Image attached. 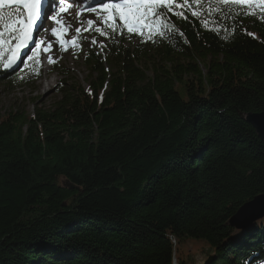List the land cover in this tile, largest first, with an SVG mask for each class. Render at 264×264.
Returning a JSON list of instances; mask_svg holds the SVG:
<instances>
[{
	"label": "trees",
	"instance_id": "obj_1",
	"mask_svg": "<svg viewBox=\"0 0 264 264\" xmlns=\"http://www.w3.org/2000/svg\"><path fill=\"white\" fill-rule=\"evenodd\" d=\"M171 4L133 45L96 32L85 89L60 82L50 107L0 115V264H264V216L228 225L264 194V142L242 116L264 111V15ZM3 39L0 85L38 78V53L3 68Z\"/></svg>",
	"mask_w": 264,
	"mask_h": 264
},
{
	"label": "rangeland",
	"instance_id": "obj_2",
	"mask_svg": "<svg viewBox=\"0 0 264 264\" xmlns=\"http://www.w3.org/2000/svg\"><path fill=\"white\" fill-rule=\"evenodd\" d=\"M109 2L112 3L114 0L78 1V11L76 10L74 15H69L71 16V19L69 21H65V26H63L70 32L65 35L67 43L60 44L58 51L52 46L53 49L51 48L50 52H45L43 50L45 47H43V43H41V48L37 52L39 53L38 61L41 65L40 76L34 81L29 80L22 87L14 88L7 85H0V115H6L9 111H25L30 114L35 108L45 109L50 107L60 96V91L58 89L60 82L65 83L67 86L81 85L83 89H85V78L87 72L81 61L80 55L84 51L82 48H91L92 46L99 47L103 44V40L100 38L98 33H96V28L112 30V26L115 23L117 25L116 31H125L127 33L120 36L126 44L133 45L137 42V38L134 37L133 34L127 32L122 22L118 20L113 21L105 19L108 16V13L104 12L102 5ZM166 2L170 3L171 1L166 0ZM58 6L59 5L56 7ZM12 10L14 9H4L6 12ZM166 10L167 9L164 11ZM90 19L93 21L92 25L88 24V20ZM77 24H82V26H80L81 31L79 33L75 31L76 28H79ZM46 34L47 31L42 29L39 32V37L37 38L35 32H33V39L30 41V46L23 50L22 55L18 54L13 67L8 70L20 72L25 65L27 57L32 54L37 40L42 41V38L46 36ZM73 40H75V43H73ZM49 42L53 44L55 40H52L51 38ZM2 51L3 47L0 45V54ZM46 53L47 56L42 59V56ZM49 57H51V60ZM11 58L12 53L8 51V54L2 63L4 64L9 62ZM202 249L204 250L203 246H190L185 251L190 253V255L193 256V259L199 260L202 256Z\"/></svg>",
	"mask_w": 264,
	"mask_h": 264
},
{
	"label": "snow or ice",
	"instance_id": "obj_3",
	"mask_svg": "<svg viewBox=\"0 0 264 264\" xmlns=\"http://www.w3.org/2000/svg\"><path fill=\"white\" fill-rule=\"evenodd\" d=\"M45 0H0V45L5 43L4 33L7 32L11 41L15 42V48L9 47V52L12 53V58L9 62L3 64L4 69L13 67L16 62V58L19 51L27 46V44L33 39V29L37 38L39 32L43 29L44 25L42 21L49 18L48 14L44 11ZM63 0H53L50 11H56V6L61 4ZM240 3H246L249 6L255 4L260 9V14L264 15V0H238ZM176 6L166 2V0H114L112 3H104L102 8L104 12L108 13L106 20L120 21L130 34H137L141 37L144 36L145 29H148V35H153L154 26L158 20L167 19V17H161V12L165 9L172 11ZM187 7V4L184 5ZM5 8L14 9L12 11H4ZM63 11V9H61ZM95 11V10H93ZM174 15L183 18V10L174 12ZM193 16H196V12H192ZM51 19L57 24L61 23L59 16H52ZM88 24L92 25L93 21L88 20ZM166 27L165 24H161V28ZM117 25L114 23L112 26L113 33L116 32ZM77 33L81 31L80 28H76ZM96 31L101 35L107 33L101 29L96 28ZM51 35L58 38L57 42L60 44L67 43L63 39V33L58 28L51 29ZM163 35V32L156 33V38ZM248 35H252L248 33ZM95 42V41H93ZM41 43H47V47L43 50L48 52L52 48V43L46 41H39L35 44V48L32 51V55L28 57L32 60L37 52L41 48ZM75 43V40H73ZM51 60V57H49Z\"/></svg>",
	"mask_w": 264,
	"mask_h": 264
},
{
	"label": "water",
	"instance_id": "obj_4",
	"mask_svg": "<svg viewBox=\"0 0 264 264\" xmlns=\"http://www.w3.org/2000/svg\"><path fill=\"white\" fill-rule=\"evenodd\" d=\"M245 121L252 126L256 135L264 142V111L242 115ZM67 186L73 188V185L67 183ZM264 216V194H258L251 200L243 203L229 218L228 225L238 231H244L252 223Z\"/></svg>",
	"mask_w": 264,
	"mask_h": 264
},
{
	"label": "bare ground",
	"instance_id": "obj_5",
	"mask_svg": "<svg viewBox=\"0 0 264 264\" xmlns=\"http://www.w3.org/2000/svg\"><path fill=\"white\" fill-rule=\"evenodd\" d=\"M71 1H75V6L70 7V2ZM52 3H53V0H45V2H44V6H43L44 7V11L48 14L49 18L47 20L42 21V23L44 25L43 29L47 31V34H46V36H44L42 38V41L49 42V40L51 38H52V40L54 39L55 42L52 44V46H53V48L55 50L57 49V51H58L59 48H60L59 47L60 43L57 42L58 38L53 37L51 35V29L54 28V27L60 29V31L63 33V39L65 40V35L69 34L70 32H69V30H67L63 26H65V21H69L71 19L70 18L71 16H69V15H74L76 13V10H77V7H78V1L77 0H68V2H66L65 0H63V2L61 4L62 5H65V4L67 5V7L63 10V11H65L64 13H63V11H61L58 8H56V11H50V7L52 6ZM57 15L59 16V19L61 20L60 24H57L55 21H53L51 19L52 16H57ZM77 25H78L79 28H80V26H82V24H77ZM33 32H35V29H33ZM34 47H35V45H34ZM43 47L46 48L47 47V43H43ZM23 50H24V48L20 50V53H22ZM20 55H22V54H20ZM46 56H47V53L42 56V59H43V57L45 58ZM45 72H46V70H45Z\"/></svg>",
	"mask_w": 264,
	"mask_h": 264
}]
</instances>
